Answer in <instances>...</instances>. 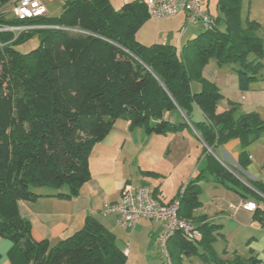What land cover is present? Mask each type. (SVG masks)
<instances>
[{
	"label": "trees",
	"instance_id": "trees-1",
	"mask_svg": "<svg viewBox=\"0 0 264 264\" xmlns=\"http://www.w3.org/2000/svg\"><path fill=\"white\" fill-rule=\"evenodd\" d=\"M219 15L211 29H202L178 51L167 43L142 44L136 39L149 18L142 0L123 1L119 9L111 0H67L58 17H42L32 23L41 28L20 33H0V237L11 242V264H125L126 255L115 234L97 219L87 217L71 236L51 244L35 241L30 224L17 209L18 200L32 201L42 194L35 188H52L45 195L72 197L90 178L89 153L117 120L142 127L147 134H166L192 125L205 145L213 149L230 137H246L250 143L264 131L257 113L236 115V107L215 112L222 97L206 81L202 67L237 64L238 87L245 91L262 67L264 48L255 23L240 18V0H217ZM223 21L224 30L217 24ZM18 24L17 21H8ZM38 45L27 52L16 46L33 36ZM201 84L192 92L190 83ZM197 107L201 120H194ZM184 118L169 121L166 112ZM207 168L216 181L241 193L247 190L236 177L208 155ZM248 156L242 151L239 165ZM203 176L199 173L181 187L174 199L178 215L190 218L198 206ZM251 186L262 196L264 183ZM65 188L66 191L61 189ZM200 240H187L177 232L168 245L171 264H183L185 256L199 255L213 264H259L255 258L221 260L212 248L216 226L200 222ZM199 240V241H198ZM199 249L202 250L200 253Z\"/></svg>",
	"mask_w": 264,
	"mask_h": 264
},
{
	"label": "crops",
	"instance_id": "crops-1",
	"mask_svg": "<svg viewBox=\"0 0 264 264\" xmlns=\"http://www.w3.org/2000/svg\"><path fill=\"white\" fill-rule=\"evenodd\" d=\"M240 5L242 24L246 20L256 24V32L262 39L264 48V0H240ZM201 10L212 15L205 9L203 0ZM219 14L215 5V14L212 16ZM177 15L181 16L183 23L184 14ZM217 26L224 30L223 21ZM200 32L198 24L185 26L181 37L174 43L178 47L174 46L179 51L187 40ZM162 43L170 44L165 40ZM262 63L256 78L245 91L238 87L235 70L237 64L222 65L210 59L202 67V77L213 83L222 95L216 102L217 114L227 111L233 104L236 115L254 112L264 121V56ZM190 87L192 92L201 90V84L196 80L191 81ZM181 117L184 118V115L180 110L164 114V118L169 121H177ZM192 118L202 119V113L197 107L192 112ZM242 151L248 156L244 168L239 165ZM208 155L230 171L247 190H242L239 194L225 183L216 181L214 174L206 169ZM88 164L90 178L82 185L78 195L60 197L41 193L35 200L17 201L18 213L28 220L33 240L47 239L55 244L80 230L87 217H92L112 231L116 238L122 232L129 236V240H137L138 244L145 247V259L161 264L156 242L161 222L139 220L132 228L125 229L116 223L113 214H102V209L106 204L116 202L127 186L151 187L157 199L169 203L181 187L202 173L203 176L197 182L200 187L199 203L190 210V218L187 219L195 226L202 221L216 226L212 248L219 259L231 261L235 258H255L259 264H264V220L256 209L250 211L244 208L248 202L255 203L256 208L257 205L262 208V202L255 199V194L262 195L250 183H264V131L250 143L246 137L234 136L211 149L205 145L192 125L177 132L147 134L142 127H131L128 121L120 119L94 143ZM169 241L167 247L171 246ZM10 246L9 240L0 237V264H11L7 256ZM199 251L202 252L201 249ZM124 253L125 264H128L130 253H127V249H124ZM182 262L213 264L199 255L185 256Z\"/></svg>",
	"mask_w": 264,
	"mask_h": 264
},
{
	"label": "built area",
	"instance_id": "built-area-1",
	"mask_svg": "<svg viewBox=\"0 0 264 264\" xmlns=\"http://www.w3.org/2000/svg\"><path fill=\"white\" fill-rule=\"evenodd\" d=\"M45 0H0V33L10 32L15 39L20 33L41 28H59L53 25L32 23L47 16ZM149 17L162 19L184 14L186 26L198 24L202 29L215 26V17L201 10L202 0H142ZM8 21H17L10 24ZM3 44L0 42V47ZM247 210L256 209V204L248 202L244 205ZM179 201L164 203L154 196V190L148 186L136 188L124 187L119 199L108 203L102 209V214H113L116 223L125 228H132L139 220H157L161 229L156 237L167 264H171L168 251V241L177 232L187 240H196L200 231L188 219L178 215ZM264 220V213L262 214Z\"/></svg>",
	"mask_w": 264,
	"mask_h": 264
},
{
	"label": "rangeland",
	"instance_id": "rangeland-1",
	"mask_svg": "<svg viewBox=\"0 0 264 264\" xmlns=\"http://www.w3.org/2000/svg\"><path fill=\"white\" fill-rule=\"evenodd\" d=\"M66 1L67 0H45L44 3L47 9V17H58L61 14L63 5ZM123 1L124 0H111V3L114 8L119 9ZM203 5L212 15L215 14L216 0H203ZM191 25L192 24H190V26ZM185 26V19L182 23L180 15L165 17L162 19L149 17L138 29L136 39L145 45L162 43L164 40L172 45H176L174 43L179 39V37H181V33L184 31ZM200 29L202 30L201 26ZM38 39L39 37L37 35L33 36L28 41L17 45L16 48L20 52H27L34 49L38 45ZM34 190L38 193L55 192L52 188H35ZM61 190H65V188H62ZM116 243L123 251L124 249H127V253L129 251L130 255L127 258L128 264H156V261L145 259L144 254L146 251L144 250V246L138 244L135 239L129 240V236H125L122 232L117 234ZM158 252L160 255L159 263L167 264L159 247Z\"/></svg>",
	"mask_w": 264,
	"mask_h": 264
}]
</instances>
